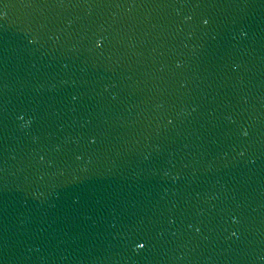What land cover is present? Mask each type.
I'll use <instances>...</instances> for the list:
<instances>
[{"label": "water", "instance_id": "1", "mask_svg": "<svg viewBox=\"0 0 264 264\" xmlns=\"http://www.w3.org/2000/svg\"><path fill=\"white\" fill-rule=\"evenodd\" d=\"M0 12V264H264V0Z\"/></svg>", "mask_w": 264, "mask_h": 264}, {"label": "snow or ice", "instance_id": "2", "mask_svg": "<svg viewBox=\"0 0 264 264\" xmlns=\"http://www.w3.org/2000/svg\"><path fill=\"white\" fill-rule=\"evenodd\" d=\"M0 15H3V13L0 12ZM204 23L207 24L208 21L205 20ZM96 45L99 47V46L101 45V40H97V41H96ZM21 119H23V117H21ZM245 134H246V133H245ZM232 235H236V233L233 232ZM133 243H134V246H135V249H136V250H141V249H143V248L146 246V242L133 241Z\"/></svg>", "mask_w": 264, "mask_h": 264}]
</instances>
